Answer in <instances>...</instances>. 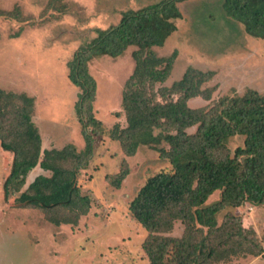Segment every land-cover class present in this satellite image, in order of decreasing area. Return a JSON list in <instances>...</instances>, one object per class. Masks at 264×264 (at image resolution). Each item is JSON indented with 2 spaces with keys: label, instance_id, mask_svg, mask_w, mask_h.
Wrapping results in <instances>:
<instances>
[{
  "label": "trees",
  "instance_id": "16d2710c",
  "mask_svg": "<svg viewBox=\"0 0 264 264\" xmlns=\"http://www.w3.org/2000/svg\"><path fill=\"white\" fill-rule=\"evenodd\" d=\"M183 1L128 9L117 24L98 28L96 37L74 51L67 67L69 80L79 89L74 109L85 142L81 150L72 143L43 149L33 120L35 98L0 88V143L13 153L5 197L19 193L15 201L20 207L41 209L56 225L78 224L92 204L78 184L79 172L89 165L98 138L107 135L126 155L149 146L171 165L149 176L129 204L133 219L147 230L142 249L150 264H218L236 255L258 256L263 245L254 227L229 209L264 206V93L250 88L193 108L192 98L210 99L215 87L205 86L213 78L211 70L192 66L171 86H158L170 77L175 55L159 56L155 47L176 31ZM222 7L247 34L264 39V0H223ZM12 13L0 10V16ZM130 46L135 47V66L122 94L127 125L106 130L95 116L97 82L89 62L121 56ZM191 127L195 131L189 132ZM236 135L244 137L243 145L230 154L227 141ZM37 166L49 174L37 175L22 190ZM128 174L123 161L107 178L119 188ZM219 190L221 198L207 204ZM225 209L230 212L219 223ZM176 221L184 225L180 236L170 235Z\"/></svg>",
  "mask_w": 264,
  "mask_h": 264
},
{
  "label": "rangeland",
  "instance_id": "374dc122",
  "mask_svg": "<svg viewBox=\"0 0 264 264\" xmlns=\"http://www.w3.org/2000/svg\"><path fill=\"white\" fill-rule=\"evenodd\" d=\"M161 0H0V88L27 93L35 98L33 120L42 137V148H61L72 143L84 148L81 125L74 104L79 92L68 78L67 62L74 51L97 36V29L117 24L128 9H140ZM223 0H185L179 3L182 17L159 56L175 55L170 77L158 84L171 86L185 70L213 72L205 84L212 87L210 99L192 98L193 108L206 107L223 96L241 95L248 89L264 93V39L247 34L228 17ZM130 46L123 55H104L89 62L97 82L95 116L106 130L127 125L122 109L125 84L135 66ZM191 127L189 132L195 131ZM244 137L227 141L230 154L242 146ZM168 148V146H165ZM13 153L0 143V264H150L142 249L147 230L133 219L129 204L146 179L171 165L149 146L126 155L116 140L98 138L95 151L78 176V184L92 198L89 212L78 224L56 225L46 213L34 207H20L19 193L5 197L4 185L11 171ZM126 161L129 174L119 188L107 176L117 173ZM39 174V166L27 177L25 190ZM216 191L207 204L217 202ZM253 226L263 245L258 256L236 255L218 264H264V206L246 204L229 209ZM228 209L219 216V223ZM184 225L176 221L170 235L180 236Z\"/></svg>",
  "mask_w": 264,
  "mask_h": 264
}]
</instances>
